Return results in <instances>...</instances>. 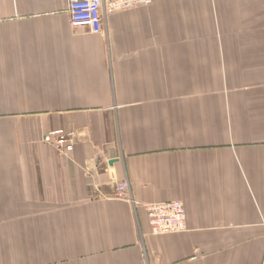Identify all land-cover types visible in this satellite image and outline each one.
<instances>
[{
  "label": "crops",
  "instance_id": "1",
  "mask_svg": "<svg viewBox=\"0 0 264 264\" xmlns=\"http://www.w3.org/2000/svg\"><path fill=\"white\" fill-rule=\"evenodd\" d=\"M172 200L187 230L153 234ZM0 264H264V0H154L99 34L0 0Z\"/></svg>",
  "mask_w": 264,
  "mask_h": 264
},
{
  "label": "built area",
  "instance_id": "2",
  "mask_svg": "<svg viewBox=\"0 0 264 264\" xmlns=\"http://www.w3.org/2000/svg\"><path fill=\"white\" fill-rule=\"evenodd\" d=\"M71 26L76 31L99 34L109 15L152 3L154 0H67ZM76 131L57 129L48 132L43 139L55 144L62 153L73 150ZM97 191V190H96ZM117 198H131L128 180L114 181V194ZM149 224L153 234L183 233L187 230V213L183 201L172 200L162 203L145 204Z\"/></svg>",
  "mask_w": 264,
  "mask_h": 264
},
{
  "label": "water",
  "instance_id": "3",
  "mask_svg": "<svg viewBox=\"0 0 264 264\" xmlns=\"http://www.w3.org/2000/svg\"><path fill=\"white\" fill-rule=\"evenodd\" d=\"M114 161H112L111 163L113 164Z\"/></svg>",
  "mask_w": 264,
  "mask_h": 264
}]
</instances>
